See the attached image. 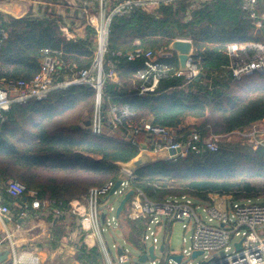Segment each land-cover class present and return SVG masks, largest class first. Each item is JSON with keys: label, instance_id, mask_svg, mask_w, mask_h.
Masks as SVG:
<instances>
[{"label": "trees", "instance_id": "obj_1", "mask_svg": "<svg viewBox=\"0 0 264 264\" xmlns=\"http://www.w3.org/2000/svg\"><path fill=\"white\" fill-rule=\"evenodd\" d=\"M263 11L258 9L259 14ZM66 25L52 7L42 15L23 17L0 11V80L33 79L41 69L46 48L63 64L76 65L77 70L89 68L96 57L95 29L87 26V36L76 39L62 31ZM177 38L193 41L194 59L212 76L211 80L185 84L181 77H162L155 91L139 94L142 80L137 73L145 68V59H129V53L138 48L169 51ZM232 42H264V26L257 28L244 8V0H207L194 8L189 0H177L115 15L104 66L106 73L112 69L113 74L104 84V105L127 104L135 119L180 128L185 136L194 130L205 137L250 129L264 118V73L234 79L227 69V46ZM109 61L114 63L112 67ZM160 61L180 67L175 52ZM95 100L92 85L73 84L51 91L42 100L15 103L0 118V178L23 183L41 202H55L48 207L52 248L70 244L71 234L80 227L77 216L70 212V202L92 187L120 180L124 174L117 162H129L140 151L133 142L93 134L84 128L82 122L92 116ZM189 118L196 122L187 124ZM198 144L199 149L190 150L186 158L138 169L133 187L154 200L186 193L205 199L210 191L231 192L237 199L252 201L264 197V146L254 148L227 137L216 151L202 142ZM3 199L9 205L13 203L7 196ZM57 211H66L67 216L57 218ZM68 214L70 224L65 223ZM128 222V243L144 250L142 222ZM86 235L83 232L77 243L76 260L103 264L99 247L84 242Z\"/></svg>", "mask_w": 264, "mask_h": 264}, {"label": "built area", "instance_id": "obj_2", "mask_svg": "<svg viewBox=\"0 0 264 264\" xmlns=\"http://www.w3.org/2000/svg\"><path fill=\"white\" fill-rule=\"evenodd\" d=\"M43 1L47 4L52 2L51 0ZM97 1L98 13L96 14L95 11V14L88 16L89 26L96 31L94 40L97 42V48L93 64L87 69L77 70L76 65L63 64L51 49H44L41 69L33 79L0 80V118L2 113L8 111L15 103H25L31 99L42 100L55 89L87 83L96 89L97 95L95 111L87 119L90 125H84L93 134L133 142L140 146V150L142 149L140 143L147 144V149L152 152L167 150L169 153L167 159L174 161L188 157L190 150H198L199 142H202L208 149L216 151L219 149L220 141L233 133L245 135L247 142L254 148L264 146V118L254 123L249 131L237 130L225 135L210 133L202 137L197 130H194L190 136H185L180 132V128L162 126L153 123L150 119H135L134 113L127 104L109 103L105 106L104 84L106 79L111 78L113 74L112 69L109 73L104 70L105 55L108 52V35L113 16L128 14L136 8H155L162 3L167 4L177 0ZM189 1L194 8L207 0ZM244 8L249 12L250 18L255 21L257 28H262L264 11L259 14L258 9H264V0H244ZM62 31L69 37L68 26H63ZM4 36L6 37V34ZM177 39L191 40L190 38ZM171 54V50L155 52L141 48L129 53V59H145V68L137 73L142 80L139 94L155 91L162 77H181L185 84H190L202 72L198 61L194 59L195 52L187 61L186 71H182L180 67L173 68L160 61L161 57ZM227 54L230 58L227 69L234 79H241L256 72L264 73V42H232L227 46ZM108 65L112 67L114 63L109 61ZM104 126L108 129L106 132L103 130ZM242 142L246 143V140ZM172 150H174L173 154L170 153ZM121 171L124 174L120 179L122 183L113 195L109 196L116 182L109 181L103 186L90 188L86 195L70 202V212L80 217L82 230L96 239L95 245L99 246L103 254V264L116 263L106 246L102 234L104 229L101 225L112 226L117 222L116 225L119 227L123 218L126 221L142 222L145 228V243L149 238L146 230H149L150 225L155 222L157 226L168 225L169 229L173 222H182L185 228L191 230L190 244L181 253L180 263L171 258L179 254L170 255L169 236H166L161 245L164 248L161 252L166 254V259L149 258L147 262L152 261V264H171V262L184 264L185 253H188L192 260L204 257L202 262L195 264H264V201L237 199L231 192L220 191L208 192L205 199L199 195L186 193L154 200L148 197L142 189L133 187L135 174L123 169ZM129 190H133L134 193L119 216L117 215L118 207L116 208L113 203L108 204L105 209L101 208V202L105 203L116 195H126ZM35 194L34 191H28L27 187L17 180L0 178V222L4 224L7 220H11L14 213V209L3 199L5 196L13 200V205L22 219L33 215L34 210H41L55 203L41 202L34 198ZM66 213V211H57L56 215ZM102 214H105L104 220H102ZM159 222H161L160 225H158ZM156 240L154 238L152 243L155 246V252ZM125 242L130 244L126 240ZM238 242H241L240 249L236 248ZM1 244L2 242L0 246ZM119 247L122 249L119 253V263H130L133 259L131 249ZM144 251L146 249L139 251V256ZM195 251L202 253L193 257ZM218 252H222V255L218 256ZM33 264H38V261L36 260Z\"/></svg>", "mask_w": 264, "mask_h": 264}, {"label": "crops", "instance_id": "obj_3", "mask_svg": "<svg viewBox=\"0 0 264 264\" xmlns=\"http://www.w3.org/2000/svg\"><path fill=\"white\" fill-rule=\"evenodd\" d=\"M97 6V0H66L65 4L63 1L60 4L53 2L47 4L43 0H0V11L15 17H23L27 14L42 15L48 7H52L55 14L64 18V22L68 26L69 38L76 39L87 36L88 16L95 14ZM189 119L193 120L189 122L186 119L187 124H193L196 121L195 118ZM10 206L14 209L12 219L7 220L4 224L0 222V243L2 242L0 249H8L10 254L0 264H7V261H9L8 264H17V262L19 264H33L36 260L38 264H83L75 258L77 243L80 240H72L70 237L72 240L70 244L64 243L57 248H52L49 244L51 236L49 206H45L41 210H34L33 215L31 214L25 219L19 217L13 203ZM55 216L58 215L55 214ZM77 218L79 219L77 222L80 225L79 229L82 230L80 217ZM89 241L93 243L91 244ZM84 242L89 247H93L96 244V239L94 241L89 240L87 234ZM18 249H21L20 255H18Z\"/></svg>", "mask_w": 264, "mask_h": 264}, {"label": "rangeland", "instance_id": "obj_4", "mask_svg": "<svg viewBox=\"0 0 264 264\" xmlns=\"http://www.w3.org/2000/svg\"><path fill=\"white\" fill-rule=\"evenodd\" d=\"M82 4L84 6V3H82ZM98 10L99 9L97 6L96 14L98 13ZM96 106H97V95H96V100H95V107ZM94 111H95V108H94ZM88 118L89 117H86L83 120V122H82L83 126L88 121L87 120ZM190 120H193V119H188L189 122H191ZM103 130H104V132H106L108 129H107V127L104 126ZM249 130L250 129H247L246 131H249ZM227 138H229L231 140V142H234V143L246 140V143L248 145H251L250 143L247 142V137L245 135H242L239 133L230 134L229 137H227ZM222 141H220V143ZM124 196L125 195L113 196L107 202H105V203L101 202L100 206H101V208L105 209L108 204L113 203L117 208L119 206L121 200L124 198ZM255 201H264V197H260V199L255 200ZM66 216H67V214H66ZM77 217H76V222H79V219ZM203 217H205L204 214H203ZM71 221H72V219H71V217H69V214H68V217L66 218L65 223L70 224ZM116 223H113L112 226H107L106 224L101 225V227L104 229L102 234H103L106 246L109 250V253H110L113 261L116 264H120L119 263L118 246H123L124 248H126V247L130 248L132 251L133 259L130 263H127V264H152V261H149L147 263H140L138 261L139 250H137L135 247H133L132 245L127 244L125 242V240L127 242H129L128 241V237L130 235L129 222H127L123 218V222L121 223V225L119 227H118V225H116ZM263 231H264V229H263ZM82 233H83V231L81 230V228L80 229L76 228L70 237L72 240L78 241V240H80ZM144 233H145V228H144ZM146 234L149 236V238L147 239L148 244H152L154 242V238L157 239L156 240V244H157L156 254L158 255V259L164 260V259H166V254L161 252L160 246L163 244L165 237L169 236L168 247H169L170 255L181 254V253H183V250L189 246L192 232L189 228H185L184 224L182 222H173L170 226V229H169L168 225L164 224L162 226H157V223L155 222V223H152L150 225L149 230L148 229L146 230ZM184 238H186V241H184ZM72 240H71V242H72ZM39 243H41V242H39ZM19 251H21V249H18V255H20ZM185 255H186V259L184 261V264H195L197 262H202L204 260L203 256L192 260L191 256L188 253H185ZM220 255H222V252H218V256H220ZM8 263H9V261H7V264ZM11 264H13V263H11ZM171 264H174V263L171 262Z\"/></svg>", "mask_w": 264, "mask_h": 264}, {"label": "water", "instance_id": "obj_5", "mask_svg": "<svg viewBox=\"0 0 264 264\" xmlns=\"http://www.w3.org/2000/svg\"><path fill=\"white\" fill-rule=\"evenodd\" d=\"M169 49L172 52H175L178 56L179 59V65H180V69L182 71H186L187 70V61L188 59L194 54L195 52V45L193 43L192 40H186V39H176L173 40L171 42V44L169 45ZM212 76L208 75L205 72H200L196 77H195V82H199L202 79H208L211 80ZM87 125H90V121L88 120L86 122ZM142 149L139 151L138 155L133 158L132 160H130L129 162H117V165L119 166L120 169H123L131 174H135V172L147 165L156 163V162H161V161H165L168 160V151L167 150H163V151H159V152H152L150 150L147 149V144L145 143H140ZM170 153H174V150H172ZM122 180H118L115 184V186L112 188L110 195H113V193L115 192V190L121 185ZM134 193L133 190H129L126 195L124 196V198L121 200L118 209H117V215L119 216L126 203L128 202L130 196ZM109 196H107V198H109ZM105 219V214H102V220ZM161 222L158 223V225H160ZM146 251H144L143 253L140 254V256L138 257V261L140 263H146L148 261V259H157V254L155 252V246L154 244H148V243H144ZM236 248L240 249L241 248V242L236 243ZM163 246L160 247V250L163 251ZM122 249L119 247L118 248V253H121ZM202 252L201 251H195L193 253V257H197L198 255H200ZM10 254V250L6 249V250H0V262L6 260L8 258ZM172 259H174L177 262H181L182 261V255H173L171 257Z\"/></svg>", "mask_w": 264, "mask_h": 264}, {"label": "bare ground", "instance_id": "obj_6", "mask_svg": "<svg viewBox=\"0 0 264 264\" xmlns=\"http://www.w3.org/2000/svg\"><path fill=\"white\" fill-rule=\"evenodd\" d=\"M89 240L94 241V236L93 235L89 236Z\"/></svg>", "mask_w": 264, "mask_h": 264}]
</instances>
